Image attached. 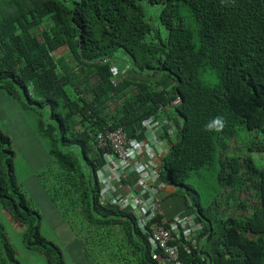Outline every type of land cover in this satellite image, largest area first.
I'll list each match as a JSON object with an SVG mask.
<instances>
[{"label": "trees", "instance_id": "16d2710c", "mask_svg": "<svg viewBox=\"0 0 264 264\" xmlns=\"http://www.w3.org/2000/svg\"><path fill=\"white\" fill-rule=\"evenodd\" d=\"M64 45L69 53L57 58ZM127 62L173 77L182 97L179 117L170 114L176 133L164 127L172 146L163 169L189 197L196 193L191 208L205 228L179 241V258L264 264V168L252 157L264 153V0H0V91L45 115L37 128L50 139L51 161L37 176L74 235L80 263L159 264L137 218L102 201L96 178L109 147L98 135L119 125L139 135L143 121L174 98L148 80L114 84L112 66ZM216 116L224 117L223 129L206 130ZM242 129L250 135L241 145L247 155L233 145ZM14 159L0 125V202L23 226L27 247L48 264H68L63 247L42 233L43 214L22 188ZM205 171L217 194L235 198L241 216L205 208L194 187ZM0 264H22L1 223Z\"/></svg>", "mask_w": 264, "mask_h": 264}, {"label": "rangeland", "instance_id": "374dc122", "mask_svg": "<svg viewBox=\"0 0 264 264\" xmlns=\"http://www.w3.org/2000/svg\"><path fill=\"white\" fill-rule=\"evenodd\" d=\"M67 50V47L61 48L57 55H63ZM41 119L43 121L46 120L45 115L41 114L39 108L25 109L19 104L17 106L13 100L0 91V125L12 139L15 151L14 163L18 180L22 184L24 191L43 214L42 233L51 242H56L63 247L64 257L68 264H81L80 261L83 262V257H81L82 255L76 249L77 246L73 244L74 235L69 230L64 218L62 219L59 209L37 176L39 172L45 171L51 161L49 157L50 139L47 136L41 135L37 128ZM241 126L243 127V125ZM245 131H247V128ZM245 131L242 129L241 133L238 132L237 136L233 137V140L236 141L233 145L238 144L236 146L238 147L236 153L239 155H247L248 152L241 146L247 142L249 135L244 133ZM227 143L230 145V142L227 141ZM226 151L231 153L232 149H227ZM252 157L259 166L264 168V153L253 152ZM196 175L197 181H195L194 187L199 193L203 194L202 202L205 208L210 207V211L219 217H225L231 213L233 215H242L233 203L234 197L231 198L229 195V198H227L226 195L217 194L216 192L218 191L215 188H211L213 184L210 182L212 177L208 172L205 171L200 175ZM189 192L191 196L188 197L187 201L185 199L180 200L177 197L179 195L176 196L175 194L173 197H169L167 201L171 210L175 207L180 210L183 209L184 212H191L193 210L191 208V199H194L193 196L196 193L194 191ZM176 194L181 193L178 192ZM234 195L238 197L237 194ZM215 201L218 202L217 208L214 204ZM251 209L252 206L250 205L249 210ZM0 223L3 224L5 230L8 232L22 264H48L46 257L39 251L26 246L23 241V226L12 219L1 202Z\"/></svg>", "mask_w": 264, "mask_h": 264}, {"label": "clouds", "instance_id": "9594fccd", "mask_svg": "<svg viewBox=\"0 0 264 264\" xmlns=\"http://www.w3.org/2000/svg\"><path fill=\"white\" fill-rule=\"evenodd\" d=\"M64 47L68 48V46L64 45V46L60 47L57 50V52H55V56L57 58H58V55H56V54H58L59 50H61V48H64ZM68 50H69V48H68ZM68 53L69 52H67L66 54H68ZM63 55H61V57ZM113 69L117 70V74H115L113 72ZM111 71L113 74L112 79H113L114 84L118 83V81L120 79L119 77H123V78L126 77V78L131 79L135 82H140L141 80H148V81L154 82L156 84L157 88H159L161 90L169 91L172 95H174V98L171 100V103H169L167 105H161L160 106V113L158 115L147 118L143 121L142 129L140 130L139 135L129 136L126 132L125 126H123V125L118 126V127H123L124 132L126 133L128 138L136 139L139 142H143L145 144V146L140 149V151L137 155L138 156V162L141 163L142 168L140 169V171H135L134 166H132L131 168H132V170H134V172L129 173L130 170L128 169L127 170V172H128L127 177H123L121 180H117V179H114L112 177L108 179V177L105 176L104 173L107 174V171L105 170V168L107 167L106 165L109 164L110 162L108 161L107 155H105V154L110 152V150L106 149L105 152L100 157L101 158V165H100V167H98V169L96 171V178L100 184V189H99L100 195L103 197L102 201L108 202L109 204L111 203V204L119 205V204L113 203L112 199L115 196V193L117 191H120V193H122V194H126L127 193L126 190L130 189V188H128L127 185L132 187V190H131L132 192L139 194L140 189L137 186L136 182L138 181L140 176H142L143 178L146 176V177H149V179H148V181H145L144 183L147 185V188L149 190L146 191L143 194V196L149 197L150 194L152 193L154 198L160 203L162 211L164 212L163 216H161V217L159 216V217H157V219L161 220L162 217H165L169 220H172V219H175L177 217H181V218L195 217V221L198 223L200 222L203 225V232H204L205 226L196 216V214H197L196 212H193L189 215H187V214H185V215L175 214L172 217H170L166 214L164 206L161 203L160 198L157 196V193L159 191L166 189L168 186H172L175 189V191H176V188H179L180 190H183V188H184L182 186L178 187V186L173 185L172 182L168 181L167 177L164 174L163 159L170 153V147L172 145L169 146L167 152L162 150L160 147V145L163 141L167 142V140L164 137V134L166 133L164 130V127H168L169 132L171 134H175L176 130H177V127L174 125L170 114L176 112L175 106H177L179 103H181L182 97L179 94V92L176 91V89H175L176 84H175L174 78L171 76H165L162 74H158V75L154 76L153 74H150V72L147 69H146V71H139L138 70L139 71L138 72V71H136V68H134L133 65L131 63H128V62L125 65H123L121 68H119L116 65H113L111 68ZM165 78H167V79L169 78L168 83L162 84L161 82ZM158 83L160 85H158ZM131 88H134V85H132ZM126 97H127V95H126ZM174 115L179 117V114H177V113H175ZM157 127H159V128H157ZM205 127H206V130H209V131H217V132L221 131L224 127V117L223 116L214 117L210 122H208L206 124ZM112 129H115V128H112ZM174 142H175V138L171 144H174ZM103 171H104V173L102 174ZM112 185L117 186L118 189L113 191V192L110 191L109 195L107 197H106V195H103L102 189H104V188L110 189V187ZM184 190H185V188H184ZM185 195H186V199H188V197H189L188 194L186 193ZM123 209H128L132 212V210L128 207H125ZM133 215H134V213H133ZM197 237H198V235H197ZM196 242H198V241L197 240L194 241L195 244H196ZM153 256L156 259H158L159 264L161 261L160 258L166 257L165 253L163 251H160V250L157 252L155 251V253L153 252ZM178 259H180V258H178ZM180 261H182V260L180 259Z\"/></svg>", "mask_w": 264, "mask_h": 264}, {"label": "built area", "instance_id": "2783aa9c", "mask_svg": "<svg viewBox=\"0 0 264 264\" xmlns=\"http://www.w3.org/2000/svg\"><path fill=\"white\" fill-rule=\"evenodd\" d=\"M113 72L117 74V70L113 69ZM153 127V126H152ZM159 128V127H157ZM100 145H109L106 153L108 161L105 170L107 174L105 176L121 180L123 177L128 176L129 173L140 171L142 168L141 163L138 162V153L141 148L145 146L143 142H139L136 139L128 138L124 132L123 127H117L112 129L107 127L99 135ZM146 143V142H145ZM126 172V173H125ZM149 177H142L136 182L140 189V193L132 192V187L129 185V190H126V194L117 191L112 199L113 203L119 204L122 208L128 207L132 210L135 217L139 221L141 230L148 235L152 250L163 251L166 255L164 258H160V264H185L180 261L178 242L182 238H192L197 236L203 231V225L195 221V217H177L169 220L162 217L161 220L157 217L163 216L160 203L154 198L151 193L149 197L143 196L148 191L147 185L144 183L148 181ZM118 187L112 185L109 188L102 189V194L109 195V192L117 190ZM142 194V195H141Z\"/></svg>", "mask_w": 264, "mask_h": 264}, {"label": "crops", "instance_id": "0c3cea01", "mask_svg": "<svg viewBox=\"0 0 264 264\" xmlns=\"http://www.w3.org/2000/svg\"><path fill=\"white\" fill-rule=\"evenodd\" d=\"M67 52H69V50H67V51L65 52V54H66ZM56 55H57V54H56ZM58 57H61V55L58 56ZM156 83H157V82H156ZM161 83H162V84L168 83V79H167V78L163 79ZM158 85H160V84L158 83ZM169 146H170V145H169L168 143L166 144L165 141H163V142L161 143V145H160L161 149L164 150V151H166V152H167ZM182 191H183V190H180L179 188H176V191H175V189H174L172 186H168L166 189H164V190H162V191H159V192L157 193V196L160 198L161 203L163 204L164 209H165V212H166V214H167L168 216L172 217V216L175 215V214H179V215H185V214H187V215H189V214H191V213L194 212L193 210H192L191 212H184L183 209L180 210V209H177V208H175V207H173V210H171V208L169 207V203H168L167 200H168L169 197H173L174 194H175L176 196L179 195V196H177V197H179L180 200H181V199H185V200L187 201V199H186V195H185V193L182 192ZM178 192H180L181 194H176V193H178ZM180 197H181V198H180ZM189 208H190V207H189Z\"/></svg>", "mask_w": 264, "mask_h": 264}]
</instances>
